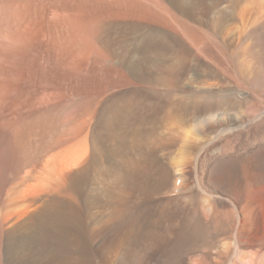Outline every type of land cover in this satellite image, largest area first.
I'll return each mask as SVG.
<instances>
[{
    "label": "rangeland",
    "instance_id": "obj_1",
    "mask_svg": "<svg viewBox=\"0 0 264 264\" xmlns=\"http://www.w3.org/2000/svg\"><path fill=\"white\" fill-rule=\"evenodd\" d=\"M76 1L74 0L73 1L72 0H23V1L0 0V8H1L0 15L3 13L2 15L5 16V18L3 19L2 17L4 16L1 15L2 16L1 19L5 20V22H3L0 19V136H7V133L10 132V129H12L13 126L16 125L15 123H18V121L20 122V120L24 116L26 117V115L27 117L28 116L31 117L34 114L37 115V113L40 112V110H43V108H45L44 111L45 110L48 111V109L51 110L50 106L52 109L55 110V108L58 109L59 107L67 105L69 102H70L69 104H72V102L73 104H80V105L82 104L83 107L87 105L85 109L87 108L88 112L90 107L92 109V110L90 109L91 110L90 113L92 114V112L93 113L95 112L94 115L93 114L89 115L85 113V115H83V117H81L77 121V123L78 122L80 123V121H82L83 128L85 127L84 129L77 128V127H81L78 126L81 125V123L80 124L76 123L77 125L75 126L77 129L75 127H72L73 129L71 128L70 129L73 132L69 131L68 134L65 133L66 139L67 137H69L67 140H69L71 137H74L69 140L70 142L67 141L69 142V144H75L81 141L83 134H79V133L80 132L84 133V137H85L86 136L85 131L88 132L92 128H95L97 130H102L105 127L104 131H106V133L103 132L104 136L108 134L106 137H108L111 140L113 139V137L119 134L117 137L121 138L124 141V143L128 148V151L123 152V156L121 159L123 162L120 161L117 164L116 166L117 170L115 167V170H113L112 172H108V174L105 173V175L101 173V170H99L100 172L97 171L95 173L96 175L95 179L97 181L95 182H94V178L91 175L92 173L91 174L87 173V177L85 180L84 178H80L79 176L78 178L75 176L74 177L75 179L74 178L65 179L64 173L61 175L62 172L59 171L54 179L55 189L53 190L51 189L50 193L49 194L47 193V195H45L46 198L41 197L42 199H40L42 200L40 201V203H42L41 204L42 207L39 204L40 206V210L38 211V215L40 216L39 221L38 222L35 221L37 224L35 222L34 223L29 221L27 222L28 227L31 226V228H36L39 226L38 228H40L41 230L39 231V233L41 235L43 234L42 232L48 234L47 232L54 231L57 233L58 230L56 228L61 227L57 223H61V224L63 223L62 225H65V227L67 226L70 228H72V226L73 227L77 226L76 227L77 232L75 238L76 242L78 240L80 241L82 240L83 241L82 247L84 248L86 246V248L89 249L90 253H93L91 255L93 259L94 258L96 259V262L98 264H116L115 262L116 256L114 254L115 253L114 251H116L120 240L126 238L128 239L130 237L129 235H131L132 231L135 229L137 220H139V217L141 215H143L144 217L150 216V218L154 219L152 221L153 222L152 224L154 225L155 223L154 226L157 231L154 232L155 233L154 235L149 236V240H153L149 242L155 249H161V250L162 249L166 250V248L167 249L171 248V246L177 244V241L180 240L181 236L185 234L186 230L190 228L189 226L192 225L191 224L192 221H196L198 220V218H200L201 202L204 201L205 199L212 200L214 199V197H212L213 195H211L212 192L211 187L208 186L209 185L208 175L205 174L204 176L205 178L202 177L205 179L202 180L204 186L206 185V187L200 186L201 188H203L202 190L198 187L200 183H197L196 181L197 179L196 175H198V173L196 172L197 171L196 159L202 156L204 157L207 153L214 151V149L216 150L218 148V145L216 143V145L211 144L208 147V143L203 144L197 140L198 138L195 137L198 136L197 133L202 134V132L204 133L209 129H214V126L215 128L224 126V129H226L225 126L228 124L232 126L233 124L234 125L240 124L244 126L247 122V121L244 122L246 119L250 120L253 117L254 118L257 117L259 114L264 113L263 110L264 90H261L264 89L263 88L264 85L260 84L258 78L251 79V77L247 75V73L243 69V63L240 54L239 52H237V50L240 51L239 49L240 47L243 46V43L245 41L244 35H246L245 28L247 25L237 20V24L240 28L237 26L234 29L233 33H230V35L229 34L226 35L227 37L225 36L221 38V35L219 34L220 30L218 29H220V21H219L220 17L216 18L217 16L216 12L218 11L223 12L224 10L226 12H229V10L231 9L229 5L230 1H235V0H223V1L193 0L192 6H190V8L188 9H181V8L179 9V7L173 4L170 0H152V1L150 0H95V1L76 0ZM147 1H149L151 4L148 3ZM239 1L241 3L242 2L245 3L244 0H239ZM15 3L16 4L19 3V5L18 4L16 5ZM157 3L159 5H157ZM212 4L218 5L217 7L219 9L217 7H214ZM221 7H223V9ZM11 8L14 9L12 10ZM53 9L57 11L58 10L62 11L59 12L60 15L62 16V23L63 25L67 23V25L62 27L63 30L61 29V31L56 32L59 34L62 44H64L63 46L61 45V49H60L61 56L59 55L60 59H58L60 63L58 61H57L58 63L56 61L55 63L54 62L55 57L52 58V56H54V53L51 52V54H48L49 50L47 51V49H49L48 47L50 46L49 41H51V35H52L51 32L52 30H50L51 28L49 25L50 23L49 17H51L50 15ZM15 10L17 13L15 12ZM64 10H66L67 12L66 11L64 12ZM167 12H169L170 14L169 13L167 14ZM8 17L10 18L9 20ZM64 20L66 22H63ZM179 26L180 28L177 29L176 27ZM183 28L186 31H184ZM150 30L151 31L159 30L160 33L167 34L169 37L172 36L171 40H174L172 41V43L174 44H172V47L167 52V54L157 58L158 59V60L156 59L157 61H153L151 62V64H148L149 65L148 67L141 68L142 70L140 69L139 72L137 71L138 74L136 75L129 74L127 73V70L124 68L126 70L125 72L124 69L122 68L123 61L121 57V47L131 42L133 35L135 34L134 32H136V34L138 35V31L139 32L142 31L139 33L142 34L145 33L146 31H148L146 33H149ZM95 36H98V38H101L103 41L96 42L97 40H95L94 38ZM258 36L260 38H264V26H262L261 29H259ZM124 38H126L127 40L126 41L123 40ZM220 39L222 42L220 41ZM219 41L220 43H218ZM225 43H227L228 45L231 44V47ZM237 43L238 45H236ZM83 44H85V46ZM222 45L224 47L221 49ZM221 50H223V53ZM38 52L39 54H37ZM71 53L74 54L71 55ZM69 54L71 55V57ZM258 54L260 55V56L257 55L258 58L259 57L263 58V55H261L260 52ZM169 55H172L173 57L171 56L172 57L171 58ZM208 57L211 58V61L213 59V61L215 62L212 61L210 63V59ZM49 60L52 61L50 62ZM56 67H58V69ZM224 68L226 69L224 70ZM222 70H224L225 72ZM100 71L103 73V75H101L102 73ZM229 75L233 77L231 78ZM243 78L245 79V81L243 80ZM240 81L242 82L243 86L241 85ZM249 83L251 84L249 85ZM239 87H241L242 89L244 88L245 90L244 89L243 90L245 91V93L243 90H240L241 88ZM45 88L48 89L46 90L47 92L45 91ZM255 88H257L258 90ZM248 89H250V91ZM221 90L223 93L221 92ZM235 91L240 94L239 95L237 93L235 98L241 104L239 108L237 107L236 109H231L232 111L228 110L225 112L211 114L212 116L211 115L204 116L209 109L202 107L199 108L198 111L194 112V114L197 113V116L195 115L196 118L202 116L203 117L198 118V120L196 119L197 121L194 120L191 121V123H187L190 122L189 120H191V118H195V116L192 113V115L190 114L189 117H184V121L186 120L185 121L186 124L183 120L182 121L177 120V122L176 121L173 122L172 119L168 118V113L171 110L172 105L179 104L180 100L184 99L185 101H187L191 99L192 100L197 99L196 96L198 97V95L196 94L199 93L202 94V95L199 94L198 97L199 99L200 97L201 98L207 97L208 99H213L212 97L233 98L235 96L234 94H236ZM255 91H257L258 93ZM49 93L51 96L49 97L47 96L48 101L43 100L41 98L43 94L49 95ZM183 93L185 94L183 95ZM225 93H227V95ZM256 93L257 96L255 95ZM37 94L39 95V97ZM146 94L149 95L150 97L146 98L145 97ZM250 94L252 95L253 98L250 97ZM258 94L260 97L258 96ZM142 97H145V99ZM131 98L132 99L134 98L133 99V101H135L134 103L132 102ZM138 98L139 99L142 98V99L139 100ZM150 98L152 100L151 102L155 104L154 105L155 107L152 108L151 106L150 108H148L141 104L142 101H143L142 103H146L150 101ZM250 98L254 101L255 99L258 101L253 102L250 100ZM77 99L79 101L84 100L83 102L85 103V105L84 103H82V101L79 102ZM173 99L174 100L178 99V100L173 101ZM137 101L140 102V104H138ZM243 101L244 103H242ZM90 102H93L94 105L97 106L95 107L93 104L91 105ZM115 102L119 103L120 106L119 104H117L118 105L117 107L114 104ZM256 102H258L259 107L256 106L257 105ZM259 102H261V104ZM87 103H89L90 105H88ZM247 103L251 105L249 106ZM124 104H129V105L128 106L126 105L125 107ZM252 104H254V106L256 107L255 109L251 108L254 107L252 106ZM260 105L261 107L263 105L261 110H260L261 108ZM92 106L94 107V109ZM119 107H121L122 109V110L120 109L121 111H118ZM257 107L259 108V111L256 110L258 109ZM248 108L252 109L254 112L252 113V111L249 110ZM204 110L206 111L204 112ZM257 111L258 113L255 114ZM233 112H235L236 114ZM249 112L252 113L253 115H250ZM119 113L122 114L123 116L120 115ZM116 114L119 117H117ZM249 115L251 116V118ZM221 116L222 118L220 119ZM238 117L240 119L241 118L243 119L240 120ZM116 118H118L119 120L122 119L123 121L122 120L119 121ZM240 121L242 122V124ZM105 125L107 126V128ZM211 126L213 128H211ZM81 129L84 132L81 131ZM116 131H118L119 133H117ZM171 132L172 134H174V136L171 134ZM172 136L173 138L175 137L177 138L173 139ZM192 139H195L194 141L196 142L198 141L200 143L198 142L196 143ZM174 140L175 142H173ZM223 141L224 142L222 143L224 144L222 145L225 146L226 144V147L230 145V142L232 143V141L230 142L229 141L227 142L225 140ZM194 143L197 144L196 147ZM187 145H190L191 147ZM169 149L172 150L168 152ZM208 149L210 151H208ZM198 150L201 151L199 152ZM204 150L205 152L207 151L208 152L205 153ZM172 151L173 153H171ZM202 152L203 154H201ZM164 153H166L165 157H164ZM167 153L169 154L171 153V156H173L170 157V161L167 159L168 158ZM177 156L178 158H176ZM193 157L195 158V160ZM6 159L7 158L5 157V161L7 162ZM10 160H12V157H10ZM193 160L195 163L192 162ZM4 166L7 167L3 168V170L0 169V264H9L7 261L6 250L10 246V242L13 241L14 239L13 237L15 233L19 232L22 229L20 228L22 226V223L16 224L17 227H15L16 225H11L7 221V215L5 213V209L9 199V195H8V192L10 190L9 184L12 182L10 179L13 173L12 166L14 165L12 164L10 165V163H8V165L6 164ZM210 168L211 167H209L208 169L210 170ZM109 174L110 177H107L109 176ZM220 175L221 173L216 172V175L212 179L213 180L212 182L224 186L225 183L221 184L223 183L222 182L223 178H220L222 177ZM166 177H168V179ZM209 181L211 182V180ZM240 181L239 183H241L242 186H244L245 188L236 187L233 189L231 194L225 193L224 195L227 197V198L225 197L227 202H233L234 200H238L241 197V195L244 196L243 197L244 200L248 199V197H253L255 193L260 192L261 194L264 195V160L262 161L261 164H257L251 167L250 166H245V168L243 167L240 176ZM252 183L254 184V186L257 185L259 188H254L249 190L250 186H253ZM64 186L67 187L68 189L67 188L65 189ZM183 187L185 190L183 189ZM206 189H208V191ZM36 191L37 193H42L44 191V187L38 186L36 188ZM95 192L97 193L99 192V193L97 194ZM94 193L95 195H97L96 202H93L90 199L91 196H95L93 195ZM68 195L70 197H67ZM180 196H182L181 198L184 199L186 198L184 202L183 201L180 202L181 204L170 203L162 206L166 202H169L168 199L170 200V202H173L175 198H180ZM45 199L47 200L45 201ZM89 200L93 202L94 205L91 202H89L88 205ZM48 203L50 206L46 205ZM92 209L94 211V214L98 215L99 218L91 217V215L88 214L89 212H92ZM58 217H63V220L66 221L63 222L61 220H58ZM101 218L104 219L102 225L100 224L97 225L95 222L98 221L97 219H101ZM73 220L75 221L74 223ZM97 226H102V230L104 232L101 230V227H97ZM18 228L20 230H18ZM207 239H209V234L207 235ZM106 245H108V247ZM112 246L115 249L114 251L113 248H111ZM107 249L108 251H106ZM146 249L148 250L149 248L146 247ZM152 251L153 250H151V253ZM148 252L150 253V251H147V254Z\"/></svg>",
    "mask_w": 264,
    "mask_h": 264
},
{
    "label": "bare ground",
    "instance_id": "obj_2",
    "mask_svg": "<svg viewBox=\"0 0 264 264\" xmlns=\"http://www.w3.org/2000/svg\"><path fill=\"white\" fill-rule=\"evenodd\" d=\"M74 1H76V0H74ZM150 1H152V0H150ZM170 1L173 4H175L177 7H179V9L180 8L181 9H188V8H190V6H192V2H193V0H170ZM244 1H245V3H243V2L241 3L239 0L230 1L229 5H230L231 9L229 10L227 8L229 10V12H226L225 10L223 12L222 11L216 12V15H217L216 18L220 17V20H219L220 21V29H218V30H220L219 34L221 35V38H222L228 34L230 35V33H233L234 29L238 26L237 20L241 21L242 23L247 25L245 28L246 29V35H244L245 41L243 40L244 41L243 46L240 47V49H239L240 51L237 50V52H239V54H240V57H241L242 63H243V69L245 70L247 75H249L251 77V79H254V78L257 79L258 78L260 84L264 85V38H260L258 36L259 29H261V27L264 26V0H244ZM147 2L150 3L149 1H147ZM29 3H31V2H29ZM163 3H165V2H163ZM17 4L19 5V3H17ZM141 4H144V3H141ZM157 5H159V4L157 3ZM213 6L217 7L218 5H213ZM223 7H221V8L223 9ZM25 8H26V6H25ZM56 9H57V7H56ZM164 10H165V7H164ZM65 11L66 10H64V12ZM159 11H160V9H159ZM2 12H4V11H2ZM15 12H16V10H15ZM59 12H62V11H59V10L57 11V10L53 9V11L50 15L51 17H49L50 18L49 25L51 28L50 30H52L51 31L52 35H51V41H49L50 42V46L48 47L49 49H47V48L46 49H47V51L49 50L48 54H51V52L54 53V56H52V58L55 57L54 62L55 61L57 62L58 59H60L59 55H60L61 45L62 46L64 45L61 42L59 34L56 32L61 31L62 27L67 25V23H65V25H63L62 16L60 15ZM168 13L169 12H167V14ZM180 13H183V12H180ZM1 15H0V19L2 16H4V15H2V16ZM14 17H15V15H14ZM2 18L4 19L5 16ZM63 18H64V16H63ZM3 19H1V20L3 22H5V20H3ZM9 19L10 18L8 17V20ZM11 19H12V17H11ZM15 19H16V17H15ZM160 19H161V17H160ZM162 19H163V16H162ZM174 20H175V17H174ZM63 22H66V21L64 20ZM10 23H11V20H10ZM176 24H178V23H176ZM4 25H6V24H4ZM22 25H23V23H22ZM69 28H70V26H69ZM176 28L178 29V28H180V26L176 27ZM185 28H187V27H185ZM151 30L149 33H146V32H148V31H146L145 33H142V34H139L142 31H140V32L138 31V35L136 34V32H134L135 34L133 33L134 35H133L131 42L129 44L121 47V57H122V61H123L122 62L123 67L122 68L123 69L125 68L127 70V73L132 74V75L138 74V72L141 68L148 67L149 66L148 64H151V62H153V61H157L158 60L157 58L167 54V52L171 49L172 44H174V43H172V41H174V40H171L172 36L169 37L167 34L160 33V31H159L160 29L158 31H156V30L151 31ZM183 30H184V28H183ZM218 30H217V32H218ZM184 31H186V30H184ZM238 31H239V29H238ZM167 32H168V30H167ZM194 33H196V32H194ZM64 35H65V33H64ZM83 35H86V34H83ZM131 35H132V33H131ZM94 38H95V40H97L96 42H102L103 41L101 38H98V36H95ZM126 38H124L123 40L126 41L127 40ZM128 39H130V38H128ZM198 39H199V36H198ZM239 39H240V37H239ZM192 40H194V39H192ZM86 41H88V40H86ZM216 41H214V42H216ZM220 41H221V39H220ZM220 41L218 43H220ZM241 41H242V39H241ZM89 42H91V41H89ZM175 42H178V41H175ZM87 43H86V45H87ZM94 44H95V41H94ZM225 44H227V43H225ZM83 45L85 46V44H83ZM216 45H219V44H216ZM236 45H238V43ZM228 46L231 47V44ZM223 47L224 46L222 45L221 49ZM62 48H64V47H62ZM51 49L54 51H52ZM218 51H219V49H218ZM221 51L223 53V50H221ZM221 51H220V53H221ZM259 52L261 53V55H263V58L257 57V55H259L258 54ZM37 54H39V52ZM72 54H74V53H71V55ZM71 55H70V57H71ZM169 56L171 57L172 55H169ZM169 56H168V58H169ZM207 56H209V55H207ZM50 58H51V56H50ZM209 59H210V63H211L213 61V59H212V61H211V58H209ZM213 62H215V61H213ZM237 64H239V63H237ZM94 65H96V64H94ZM195 65H197V64H195ZM57 66H59V65H57ZM151 66H153V65H151ZM201 66H203V65H201ZM225 67H226V65H225ZM56 68L58 69V67H56ZM202 68H204V67H202ZM5 69H6V67H5ZM125 69H124V71L126 72ZM198 69H199V67H198ZM225 69L226 68H224V70ZM209 70H211V69H209ZM224 70H222V71H224ZM43 75H44V73H43ZM101 75H103V73ZM116 75H117V73H116ZM47 76H46V78H47ZM244 78H243V80L245 81ZM44 84H45V82H44ZM200 84H202V83H200ZM226 84H227V82H226ZM250 84L251 83H249V85ZM205 85H206V83H205ZM241 85H242V82H241ZM241 87H239V88H241ZM243 89L241 88L240 90H243ZM255 89H257V88H255ZM46 90H48V89L45 88V91ZM248 90L250 91V89H248ZM261 90H264V89H261ZM211 91H212V89H211ZM221 92H222V90H221ZM238 92H239V90H238ZM238 92H236V94H234L235 96L233 95L234 96L233 98H231V97H227V98H214V97H212L213 99H208L207 97L206 98L200 97V99H199L198 98L199 94L200 95H202V94L201 93L196 94V95H198V97L196 96L197 99H193V100L192 99L191 100L186 99L187 101H185L183 99V100H180L179 104L172 105V108L168 113V118L172 119L173 122L174 121L177 122V120L178 121H180V120L184 121V117H189V115L190 114L192 115V113L194 116L195 115L197 116V113L194 114V112L198 111V109L202 108V107L209 109L208 112L204 116H208V115L210 116L211 114H216L219 112H225V111H228L231 109H236L237 107L239 108L241 103L238 102L237 99L235 98ZM255 92H257V91H255ZM244 93H245V91H244ZM257 93L255 94L256 96H257ZM184 94L185 93H183V95ZM203 94H204V91H203ZM208 94H209V92H208ZM212 94H213V92H212ZM225 94L227 95V93H225ZM242 94H243V92H242ZM137 95H138V93H137ZM252 95H253V93H252ZM252 95L250 94L251 98H253ZM47 96L48 97L51 96L50 93H49V95L43 94V96L41 98L43 100L48 101ZM258 96H259V94H258ZM38 97H39V95H38ZM145 97L147 98L150 96L146 94ZM145 97H142V98L145 99ZM246 98H248V97H246ZM251 98H250V100L253 102L258 101V100H256L257 97H256V99L254 98L255 101L252 100ZM42 99H40V100H42ZM133 99L131 98L132 102L134 103L135 101H133ZM141 99H139V100H141ZM177 100L173 99V101H177ZM238 100H239V98H238ZM80 101H82V100H80ZM83 101H82V103H84ZM127 101H130V100H127ZM151 101L152 100L150 98V101H148L146 103H142L143 102L142 101L141 104L144 105L145 107L150 108L152 106V108H153V107H155L154 106L155 104ZM261 102H259V103L261 104ZM66 103H68V102H66ZM69 103L67 105L63 104L64 106L59 107L58 109L55 108V110L52 109L51 106H50L51 110L48 109V111H46V110L44 111L45 108H43V110L39 109L40 110V112H38L39 114L38 113H37V115L32 114L33 116H31V117H29V116L27 117V115H26L27 118L24 116L20 120V122L18 121V123H15L16 125L14 124L15 126H13V128L10 129V132L7 133V136H0V169L3 170V168L7 167L4 165H6V164L8 165V163H10V165L11 164L14 165V166H12V170H13L12 172L13 173H12V176L10 179L12 182L9 184L10 190L8 189L9 190V192H8L9 199H8L6 209H5V213L7 215V221L11 225H16L18 223H22V226H23V227L22 226L20 227V228H22L21 230L18 228V230H20L19 232L15 231L17 233H15V235L13 237L14 238L13 241L12 242L9 241L10 246L6 250L7 261L9 264H98L96 262V259L94 258L95 259L94 260L92 255H91L93 253H90L89 249L86 248V246L84 248L82 247L83 241L78 240L76 242L75 238H76V232H77L76 227L77 226L76 227L72 226V228H70L67 226L65 227V225H62L63 223L62 224L57 223L61 226L60 228L59 227L56 228L58 230L57 233L52 230L53 232H47L48 234L42 232L43 233L42 235L39 233V231H41L40 228H38L39 226L36 228H31V226H29V227L27 226L28 221L33 222V223L35 221L36 222L39 221V219H40V216L38 215V211L40 210L39 204L40 205L42 204V203H40V201H42L40 199H42L41 197H45V195H47V193L49 194L51 189L52 190L55 189L54 188L55 187V182H54L55 180L54 179H55V177L59 171L62 172L61 175L64 173L65 179H71V178H74L75 176L78 178V176H79L80 178H84V180H85L87 177V173H90V174L92 173L91 175L94 178V182H95V181H97L95 179L96 178L95 173L97 171L101 170V173H103L104 175H105V173L108 174V172H112L113 170H115V167L117 166V164L120 161H122L121 159L123 156V152L128 151V148H127L126 144L124 143V141L121 138L117 137L119 135V134H117V133H119L118 131H116L117 136L114 135L115 137H113L112 140L109 139L108 137H106L108 134L106 136H104L103 132L106 133V131H104L105 127L103 129L101 128L103 131L97 130L95 128H92L88 132L85 131V133H86L85 137H84V133L77 131V132H80L79 134H83L81 141H79L78 143H75V144H69V142H70L69 140L71 138H74V137L70 136L71 138L69 140H67L69 137H67V139H66L65 133L68 134L69 131L73 132V131H71V129H73L72 127L76 128L75 125H77L79 123V122L77 123V121L81 117H83V115H85V113L90 115L91 114L90 111L92 110L90 107L91 110L89 109V112H88L87 108L85 109V107L87 105L85 107H83L82 104L81 105L80 104H73V102H72V104H69ZM137 103L140 104V102H138V101H137ZM242 103H244V101ZM51 104H52V102H51ZM87 104L88 105H90V104L94 105L93 102H90V104L89 103H87ZM114 104L118 107L117 104H119V103L115 102ZM132 104H130V105H132ZM138 104H137V106H138ZM254 104H252V106H254ZM256 104H257L256 106H258V102H256ZM84 105H85V103H84ZM126 105L128 106L129 104H124L125 107H126ZM142 105H139V106H142ZM248 105L250 106L251 104H248ZM248 105H247V107H248ZM119 106H120V104H119ZM42 107H43V105H42ZM260 107H261V105H260ZM262 107H263V105H262ZM262 107L260 108V110L262 109ZM251 108L255 109L256 107L254 106ZM93 109H94V107H93ZM120 109H121V107H119L118 111L122 110V109L121 110ZM248 109L251 110L252 113L254 112L252 109H250V108H248ZM113 110H114V108H113ZM256 110L259 111V108ZM205 111L206 110H204V112ZM258 111L255 114H257ZM31 113H32V111H31ZM233 113H235V112H233ZM252 113L249 112L250 115H253ZM92 114L94 115L95 112L94 113L92 112ZM120 115H122V114H120ZM246 115H248V114H246ZM107 116H108V114H107ZM116 116H117V114H116ZM196 116H195V118H191V120H189L190 122H187V123H191V121H194L196 119L198 120V118L203 117L202 116V117L196 118ZM117 117H119V116H117ZM239 117H241V116H239ZM123 118H126V117H123ZM221 118H222V116L220 117V119ZM250 118H251V116H250ZM116 119L119 120L118 118H116ZM242 119L243 118H241L240 120H242ZM244 119H245V117H244ZM121 120H119V121H121ZM244 122H246V124L244 126H242L240 124L234 125L232 123L233 126L228 124L225 126L226 129H224V126L223 127H217V128H215V126H214V129H209L208 131H206L204 133L202 132V134L199 133L200 135L197 133L198 136L195 138H198L197 140L200 141L201 143H203V144L208 143V147L211 144L216 145V143H217V145H218V148L216 150L214 149V151H212L210 153H207L208 151H210L209 149L207 152H205V150H204V152L207 154L204 157L202 156L203 158L199 157L198 159H196V161H197L196 162V170H197L196 172L198 173V175H196L197 176L196 181H197V183H200V185L199 186L197 185V186L202 190L203 188L200 187V186H204L202 179L205 178L204 177L205 174L208 175L209 176L208 179L211 180V182L208 180V184H209L208 186L211 187V190H212L211 195H213L212 197H214V199H212V200L211 199H205L204 201L201 202V216H200V218H198V220H196V221H192V223H191L192 225L189 226L190 228L187 229L185 234H183L181 236L180 240L177 241V244H175L174 246H171V248H168V249L166 248V250L165 249L164 250L163 249L162 250L161 249H155L151 245V243L149 242V241H153V240H149V236L154 235L155 234L154 232L157 231L155 229V226H154L155 223H154V225L152 224L153 223L152 221L154 219L150 218V216L144 217L143 215H141L139 217V220H137V224L135 225V229L132 231L131 235H129L130 237L128 239L127 238L126 239L121 238L122 239V240H120L121 243L119 242L116 251H114L115 249L113 246L111 247V248H113V251L115 252L114 254L116 256L115 257L116 258L115 259L116 264H264V195L261 194L260 192L255 193L253 195V197H248V199H246V200H244L243 199L244 196L241 195L240 198L238 197L239 198L238 200H234V201L232 200L233 202H227L225 199L226 196L224 195L225 193L231 194L233 189L236 187H239V188L244 187V186H242L241 183H239L243 167L245 168V166L251 167V166H254L257 164H261L262 161L264 160V113H261L257 117H255V118L253 117L250 120L246 119ZM80 123H81V125H78V126H81V127H77V128H83L82 121H80ZM103 124H105V123H103ZM109 124H110V122H109ZM175 124H177V123H175ZM185 124H186V122H185ZM241 124H242V122H241ZM84 126H86V125H84ZM107 126H106V128H107ZM180 127H183V126H180ZM75 128H74V131H75ZM211 128H213V127L211 126ZM78 130H80V129H78ZM81 131H83V130L81 129ZM69 134H71V133H69ZM171 134H172V132H171ZM172 135L174 136V134H172ZM188 135H190V134H188ZM173 136H172V138H173ZM175 138H177V137H175ZM175 138H173V139H175ZM192 140L194 141L195 139H192ZM223 140H225L227 142L232 141V143L230 142V145L228 147H226V144H225V146L222 145V144H224V143H222V142H224ZM67 141H69V142H67ZM173 142H175V140ZM194 142H196V141H194ZM200 142H198V143H200ZM186 143H187V141H186ZM203 144H202V146H203ZM190 145H193V144H190ZM190 145H187V146H190ZM173 146H176V145H173ZM196 146H197V144H195V147ZM198 146H199V144H198ZM171 150L169 149L168 152ZM189 150H191V149H189ZM171 153H173V151ZM171 153L170 154L167 153L168 154L167 159L169 161H170V157H173V156H171ZM178 153H179V151H178ZM165 154L166 153H164V157H165ZM201 154H203V152ZM126 156H127V154H126ZM5 157L7 158L6 159L7 162L5 161ZM10 157H12V160H10ZM176 158H178V156ZM194 160H195V158H194ZM194 160L192 162H194ZM176 163H177V161H176ZM176 166H178V165H176ZM209 167H211L210 170L208 169ZM194 168H195V166H194ZM168 169H170V168H168ZM116 170H117V167H116ZM122 170H123V168H122ZM216 172L221 173L220 176H222V177H220V178H223V181H222L223 183H221V184L225 183L224 186H222L220 184H216L215 182L214 183L212 182L213 181L212 179L215 177ZM7 173H8V171H7ZM169 175H171V174H169ZM178 176H179V174H178ZM107 177H110V174ZM202 177H204V178H202ZM166 178L168 179V177H166ZM218 179H219V176H218ZM77 182H79V181H77ZM73 184H74V182H73ZM169 185H170V182H169ZM38 186L44 187V191L42 193H37L36 188ZM253 186H254V184H253ZM253 186H250L249 190L254 189V188H259L257 185L254 187ZM204 187H206V185ZM66 188L67 187H65V189ZM99 189H100V187H99ZM183 189H184V187H183ZM59 190H61V189H59ZM106 190H104V191H106ZM206 190L208 191V189H206ZM182 192H184V191H182ZM95 193H97V192H95ZM95 193L93 195H95ZM209 195H210V193H209ZM95 196H91V198H90L91 201H93V202L97 201V195H95ZM67 197H70V196L68 195ZM181 197L182 196H180V198H175L173 202H170V200L168 199L169 202H166L162 206H164L166 204H170V203L173 204V203H180L182 201L184 202L186 198L184 199ZM207 198H208V196H207ZM47 199H45V201ZM187 200H188V198H187ZM91 201L90 200L88 201V205H89V202H91ZM229 201H231V200H229ZM93 202H91V203L93 204ZM49 203L46 205H49ZM41 207H42V205H41ZM46 207H45V209H46ZM125 210H127V209H125ZM43 211H44V209H43ZM88 214H90L91 217L99 218L98 215L94 214L93 209H92V212H89ZM94 219H96V218H94ZM58 220H61L63 222L66 221V220L65 221L63 220V217H58ZM82 220H83V218H82ZM97 220L98 221H96L95 223L97 225H99V224L102 225V222L104 221V219L101 218V219H97ZM74 222L75 221L73 220V223ZM92 222H94V221H92ZM15 227H17V225ZM97 227H101V230H102V226H97ZM85 232H86V230H85ZM208 234H209V239H207ZM118 241H119V239H118ZM107 243H109V242H107ZM75 244H76V246H75ZM106 246L108 247V245H106ZM72 247H74V248H72ZM107 247H105V248H107ZM146 247H148L149 249L147 250ZM108 249L106 251H108ZM151 250H153L152 253H151ZM113 251H111V252H113ZM147 251H150V253L148 252V254H147ZM106 253H109V252H106ZM145 254H147V255H145Z\"/></svg>",
    "mask_w": 264,
    "mask_h": 264
}]
</instances>
